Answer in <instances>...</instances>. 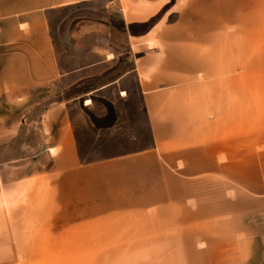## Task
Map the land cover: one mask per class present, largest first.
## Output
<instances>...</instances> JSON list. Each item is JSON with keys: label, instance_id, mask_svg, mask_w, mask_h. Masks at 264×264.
<instances>
[{"label": "crops", "instance_id": "1", "mask_svg": "<svg viewBox=\"0 0 264 264\" xmlns=\"http://www.w3.org/2000/svg\"><path fill=\"white\" fill-rule=\"evenodd\" d=\"M94 2L119 13L126 29L106 16L80 17L56 41L50 12ZM160 12L146 31L130 32ZM114 31L125 33L132 64L95 90L134 74L154 143L83 163L60 93L102 77L119 54L102 37ZM63 36L74 57L89 61L65 68ZM197 180L200 209H209L215 181L217 217L248 219L246 264H264V0H0V186L30 196L9 223V242L24 245L23 257H32L34 241L60 243L61 210L71 211L72 242L89 244L80 257H111L95 252L133 233L143 243H177Z\"/></svg>", "mask_w": 264, "mask_h": 264}, {"label": "rangeland", "instance_id": "2", "mask_svg": "<svg viewBox=\"0 0 264 264\" xmlns=\"http://www.w3.org/2000/svg\"><path fill=\"white\" fill-rule=\"evenodd\" d=\"M101 6V2H94L52 10L50 24L56 41L57 38L59 41L61 30L74 27L75 21L80 17L106 16L119 29L118 26L121 24L119 13L109 11L105 14ZM162 13L151 18V22L149 19L146 22L134 24L130 32L137 34L146 31ZM102 37H107L108 43H111L112 47L118 51L116 59L106 63L103 67L106 71L100 75L102 77L97 78L94 75L85 79L82 85L66 88L62 94L60 93V98L69 100L68 107L79 151L86 161H101L143 150L153 144L150 125L134 74L125 75L112 86L95 90L96 87L104 85V81L120 75L132 64L131 57L126 52L124 32L114 31L111 35ZM62 39V42H58V51H60L58 53L65 68L72 69L81 62L89 61L87 57L83 59L74 57L76 52H74L72 41L66 36ZM122 92L126 94L123 95ZM80 94L83 96L79 97ZM73 97L78 98L71 100ZM88 100L92 103L87 104ZM192 186L193 198L187 202L192 204L194 209L192 212L180 211L181 224L176 228L177 243H143L139 241L141 237L133 233L130 234V238H134L131 239L132 241L111 242L107 244L108 251L95 252L111 256L102 258L79 256L87 253L85 251L89 244L72 242L73 227L68 226L66 222V219L71 218L69 210L60 211V243L50 241L42 244L34 241L31 244L32 257H23L24 245L16 249V246H12L9 242V223L11 209L30 201V196L24 193L12 195L8 187L0 186V264H246V256L252 249V244L248 242L250 231L248 219L241 215L239 222L234 225L230 217H217L219 213L216 211L218 196L215 181H210L209 194L204 199L209 209L202 211L200 181H194ZM179 200L185 202L182 196ZM63 202L60 198V207ZM241 212L243 214V210ZM228 213L231 214V212ZM254 221L253 223L257 225L258 221ZM33 230L35 233L36 228ZM113 230L116 234V228ZM168 230L169 228H162L161 238L168 237ZM49 232V239L56 238L51 235L56 232V228L50 227ZM81 233L88 234L87 228H81ZM94 245V243L91 244V246ZM100 245L102 244H97V246ZM140 254L159 256L137 257Z\"/></svg>", "mask_w": 264, "mask_h": 264}, {"label": "trees", "instance_id": "3", "mask_svg": "<svg viewBox=\"0 0 264 264\" xmlns=\"http://www.w3.org/2000/svg\"><path fill=\"white\" fill-rule=\"evenodd\" d=\"M151 21H152V19L149 20V22H151ZM134 24H136V23H134ZM134 24H131V25H130V28H131ZM153 24H154V23H153ZM153 24H152V25H153ZM118 28H119L120 30H124V29H126V25H125V23H124V21H123L122 18H121V24H120V26H118ZM153 143H154V140H153ZM152 145H153V144H152ZM80 157H81V160H82L83 163L90 162V161H86V160L83 158V156L81 155V153H80Z\"/></svg>", "mask_w": 264, "mask_h": 264}, {"label": "bare ground", "instance_id": "4", "mask_svg": "<svg viewBox=\"0 0 264 264\" xmlns=\"http://www.w3.org/2000/svg\"><path fill=\"white\" fill-rule=\"evenodd\" d=\"M126 94V92L123 93V95ZM92 101L91 100H88L87 104H91Z\"/></svg>", "mask_w": 264, "mask_h": 264}]
</instances>
